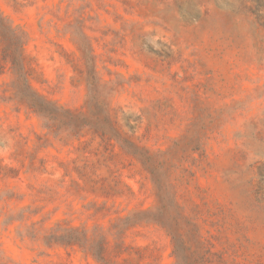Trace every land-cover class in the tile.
Segmentation results:
<instances>
[{"label":"rangeland","instance_id":"obj_1","mask_svg":"<svg viewBox=\"0 0 264 264\" xmlns=\"http://www.w3.org/2000/svg\"><path fill=\"white\" fill-rule=\"evenodd\" d=\"M0 264H264V0H0Z\"/></svg>","mask_w":264,"mask_h":264},{"label":"trees","instance_id":"obj_2","mask_svg":"<svg viewBox=\"0 0 264 264\" xmlns=\"http://www.w3.org/2000/svg\"><path fill=\"white\" fill-rule=\"evenodd\" d=\"M36 107H40V104H37Z\"/></svg>","mask_w":264,"mask_h":264}]
</instances>
